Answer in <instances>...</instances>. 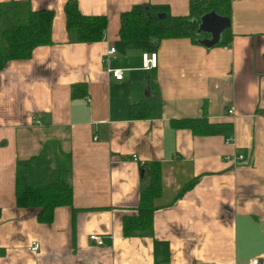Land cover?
I'll return each mask as SVG.
<instances>
[{
    "label": "crops",
    "instance_id": "obj_1",
    "mask_svg": "<svg viewBox=\"0 0 264 264\" xmlns=\"http://www.w3.org/2000/svg\"><path fill=\"white\" fill-rule=\"evenodd\" d=\"M67 2L105 16V39L74 41L64 26ZM0 3L7 4L4 23L28 10L53 12L51 43L0 70V264H246L264 257V0H230V40L210 48L185 37H118L119 14L132 5L186 15L188 0ZM109 46L119 80L103 62ZM143 53H155V66H141ZM199 116L229 121L231 142L170 124ZM237 152L243 160H232ZM131 154L159 162L161 190L150 228L124 235L122 217L136 212L150 179ZM21 174L37 185L60 178L71 187L70 205L38 221L15 204ZM31 240L35 251L27 249Z\"/></svg>",
    "mask_w": 264,
    "mask_h": 264
},
{
    "label": "trees",
    "instance_id": "obj_2",
    "mask_svg": "<svg viewBox=\"0 0 264 264\" xmlns=\"http://www.w3.org/2000/svg\"><path fill=\"white\" fill-rule=\"evenodd\" d=\"M188 0L186 15H171L167 7L160 4H135L129 10L119 14L118 37L121 40H150L156 42L161 38L185 37L197 43V24L201 15L214 11L229 18L230 0ZM7 4L0 3V70L9 60L27 59L33 49L51 43V21L53 12L48 9L25 11L21 17L10 22H3ZM64 26L76 42L98 41L106 27L103 15L82 14L74 2L63 6ZM157 13L164 17L158 18ZM203 34V33H202ZM201 36V34H200ZM199 36V37H200ZM229 27L223 32L218 44L229 42ZM174 128L189 129L193 135L229 136L232 125L229 121L210 122L205 116L179 118L170 121ZM145 162V161H144ZM149 169L150 179L144 184L138 195L136 212L122 217L121 228L124 235L148 230L151 226L154 199L161 190L159 162H145ZM189 186L185 183L182 187ZM180 192V191H179ZM14 200L16 206L34 210L38 221L51 220L53 207L70 205L71 187L60 178L44 184H29L17 176Z\"/></svg>",
    "mask_w": 264,
    "mask_h": 264
},
{
    "label": "built area",
    "instance_id": "obj_3",
    "mask_svg": "<svg viewBox=\"0 0 264 264\" xmlns=\"http://www.w3.org/2000/svg\"><path fill=\"white\" fill-rule=\"evenodd\" d=\"M105 37L103 35H101L99 40H104ZM114 53V47L113 46H109L105 52H104V59L103 62L105 63L106 66V72L114 79L119 80L122 77V70L120 68H110L108 65V61H107V57L112 55ZM141 66L145 69L149 68V67H153L155 66V53H150L149 55H147L146 53H143L141 55ZM226 112L228 114L232 113V108H229L226 110ZM225 143H230L231 142V137H226L224 139ZM231 158L233 160H242L244 158V153L243 152H237L234 153ZM130 159L138 161L140 164L143 163L142 159H139L136 154H131L130 155ZM88 239L93 241L96 244H101L102 238L100 237V235L96 234V233H89L88 234ZM38 241L37 240H31L29 242V244L27 245V249L31 250V251H35L38 249ZM165 264H169V263H165ZM246 264H264V257L255 255V256H251L246 260Z\"/></svg>",
    "mask_w": 264,
    "mask_h": 264
},
{
    "label": "water",
    "instance_id": "obj_4",
    "mask_svg": "<svg viewBox=\"0 0 264 264\" xmlns=\"http://www.w3.org/2000/svg\"><path fill=\"white\" fill-rule=\"evenodd\" d=\"M158 18H163V13H157ZM229 27V18L225 16L218 15L214 11H209L203 15L200 16L197 29H196V35H198L197 38V44L202 45L205 48H210L216 44L219 43L222 32ZM207 34V38H199L200 34ZM142 172V169L140 170Z\"/></svg>",
    "mask_w": 264,
    "mask_h": 264
},
{
    "label": "rangeland",
    "instance_id": "obj_5",
    "mask_svg": "<svg viewBox=\"0 0 264 264\" xmlns=\"http://www.w3.org/2000/svg\"><path fill=\"white\" fill-rule=\"evenodd\" d=\"M208 1L210 2L211 0H208ZM207 37H208L207 34H201V36L199 38H207ZM21 179H24V174L19 175V180H21Z\"/></svg>",
    "mask_w": 264,
    "mask_h": 264
},
{
    "label": "bare ground",
    "instance_id": "obj_6",
    "mask_svg": "<svg viewBox=\"0 0 264 264\" xmlns=\"http://www.w3.org/2000/svg\"><path fill=\"white\" fill-rule=\"evenodd\" d=\"M147 54V53H146ZM147 55H149V54H147ZM229 137H231V136H229ZM244 159V158H243ZM242 159V160H243ZM233 160V159H232ZM135 161V160H134ZM236 161V160H235ZM238 161V160H237ZM136 162H138V161H136ZM139 163V162H138ZM140 164V163H139ZM144 164V162L142 163V164H140V165H143Z\"/></svg>",
    "mask_w": 264,
    "mask_h": 264
}]
</instances>
